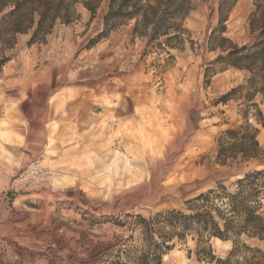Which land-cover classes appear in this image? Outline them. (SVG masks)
<instances>
[{
	"label": "rangeland",
	"instance_id": "1",
	"mask_svg": "<svg viewBox=\"0 0 264 264\" xmlns=\"http://www.w3.org/2000/svg\"><path fill=\"white\" fill-rule=\"evenodd\" d=\"M121 2L0 0V264H137L140 218L264 168V0ZM195 248L160 264H215Z\"/></svg>",
	"mask_w": 264,
	"mask_h": 264
},
{
	"label": "trees",
	"instance_id": "2",
	"mask_svg": "<svg viewBox=\"0 0 264 264\" xmlns=\"http://www.w3.org/2000/svg\"><path fill=\"white\" fill-rule=\"evenodd\" d=\"M128 2L129 0H122L115 12L110 7L106 20L111 18L112 15L136 16L137 12L126 13ZM139 3L140 0H137L136 5H139ZM17 8L18 5L14 3L13 10L8 14L10 18L16 16ZM151 8L155 9V7ZM1 11L2 9L0 8ZM41 15L39 27L33 36L41 27L43 14ZM24 31L26 29L20 27L17 19H15L14 24L11 23L6 27V32L10 34ZM10 42L7 43L10 44ZM243 50L245 51L246 49L229 52L226 59H234L231 65L239 67L240 58L235 57ZM262 51H264V48ZM252 56H254V53L248 57ZM250 70L253 71V69ZM260 93L264 98V91L260 90ZM227 135L236 136V132L228 131ZM243 138L242 145L246 147L245 145L249 142L253 149L251 147H248V149L242 148L233 153L232 157L235 158L237 153H241L242 157L247 159L258 158V144L255 138L247 135L243 136ZM234 148L236 147L233 144H231L230 148H219V156L227 158L228 154H230L228 151ZM263 201L264 168L246 173L242 178L237 179L232 190L226 186L218 185L215 189H210L195 196L185 203L187 212L171 210L159 213L154 219L144 220L140 218L139 221L143 224L142 230L148 244L147 249L138 258L139 262L137 264H160L163 252L171 249L176 244L187 243L188 236L195 242L196 255L199 260L213 261L215 264H264V251L259 246L252 244L255 241H264ZM154 222L155 224H162L163 228L160 231L153 230L152 224ZM154 234H157L158 242L153 241ZM212 238L221 242L230 241L232 243V248L225 259L216 258L213 255L209 243ZM245 254H251V256L249 258L244 256L242 262L236 259L233 260Z\"/></svg>",
	"mask_w": 264,
	"mask_h": 264
},
{
	"label": "bare ground",
	"instance_id": "3",
	"mask_svg": "<svg viewBox=\"0 0 264 264\" xmlns=\"http://www.w3.org/2000/svg\"><path fill=\"white\" fill-rule=\"evenodd\" d=\"M216 242H219L218 240H216Z\"/></svg>",
	"mask_w": 264,
	"mask_h": 264
}]
</instances>
